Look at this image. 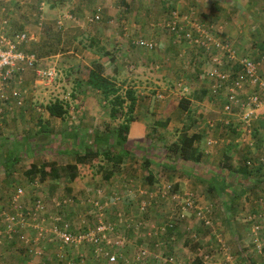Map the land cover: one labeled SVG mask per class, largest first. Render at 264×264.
I'll use <instances>...</instances> for the list:
<instances>
[{
    "label": "rangeland",
    "instance_id": "obj_1",
    "mask_svg": "<svg viewBox=\"0 0 264 264\" xmlns=\"http://www.w3.org/2000/svg\"><path fill=\"white\" fill-rule=\"evenodd\" d=\"M41 1L13 0L12 9L3 11L0 9L3 14L2 17L10 19V25L4 30L6 34L10 35L14 31H25L29 39L21 44V48L26 53L34 54L37 58V63L33 67H24L23 70L15 73L13 78L4 82V91L9 96L7 101L0 103V212L7 207L8 195L10 196V193L17 187H23L25 197L28 199L40 197L46 207L51 206L58 209L59 212H53L49 215L58 214L62 220H67L61 214L66 210L72 215H76L74 220H68L71 223L72 231L92 228L97 225L98 221L112 223L118 228L114 237L121 235L126 242L123 249L130 250L129 252L121 251L123 253L117 264H126L124 260L130 261L134 249L140 244L146 245L150 249L153 248V235L155 234L152 229L156 228L154 222L147 225L146 223L139 224L141 215L132 216L141 213L144 207L147 208L146 195L153 191L159 199L165 200L163 202L165 206L162 205V201L157 202L158 205L155 209L157 213H167L171 208L180 207L177 212L183 214L182 218H178L176 230L171 232L174 239L167 241V235H163V241L168 245L167 248H162L161 253L171 256L173 262L166 264H174V262L177 264L175 258H179L181 263L178 264H195L194 258L196 256L202 262L207 261L208 258L218 262L227 257L228 260L222 259L221 263L242 264L239 261V249L241 247L247 248L250 252L249 249L252 248L251 244H253L252 238L256 235L254 234L255 231L252 230V224H256V222L254 219L247 218V214H249L247 207L254 208V200L253 203L245 200V194L241 193L245 185L240 182L234 183L237 174L233 170L221 168L220 164L223 160L214 165V167L222 169L219 168L218 171L214 169V171L220 177L223 176L224 181L230 182L226 185L222 197L209 200L207 196L203 197L204 192H201L205 184L201 187L194 184L192 188L190 181H182L183 178L189 177L187 174L191 171V165L174 157L170 161L164 158L167 151L165 145L171 144L179 137L177 130L172 131L171 138L166 134L165 126L157 125L155 129L152 130L151 128L148 135L144 137V147L136 148V143L128 145L131 146L132 150L129 151L130 153L120 167L116 168L111 181V178L105 180L102 177L100 165L107 169L112 168V163L102 156L90 164L76 165L79 176L75 183L84 186L83 183L86 182L89 191L82 187L80 192L72 195L69 184L74 183V180L70 182L67 177H62L42 181L36 176L28 178L24 174V171L32 163L40 165L44 161H54L60 167L73 164L75 154L82 152L86 146L92 145V137L95 133H102L108 129L114 130L121 121L109 116L110 107L102 101L101 95L96 90L91 89L85 81L86 70L90 67L91 61L97 59L98 56L94 54V50L98 46H103L101 42H98L100 41L98 39L93 50L88 49L89 39L95 37H90L89 34H93L98 26L103 23L102 20H91L97 4L89 2L90 0H85L84 3L80 1L82 6L87 4L82 7L80 4L72 6L73 0L70 1L71 3L68 2L69 0H47L45 9L41 5V10L39 8ZM111 1L108 0L107 2L111 3ZM115 1L121 8V1L119 3V0ZM52 10H55V13H52ZM41 12H43L42 18L44 19L40 20ZM258 12L263 18L261 9H258ZM13 13L15 15L24 14L25 17H23L26 18V21L27 18L29 19L30 23L27 21V29L22 25L20 26L18 22L11 23ZM64 13L69 15L71 19L75 18L74 23L68 25L59 23V17L63 16ZM149 19L146 22L148 28L151 27L150 23L156 20ZM207 25L209 26V22ZM104 48L108 47L104 46ZM106 60L109 58L103 57V61ZM123 63L129 64L125 59ZM49 68L55 69L52 80L37 76V70ZM116 80L122 87L121 92L123 93L125 88L129 86L128 79L116 78ZM15 93H19L20 105L16 103ZM56 99L61 100L68 107V113L63 119L50 117L44 109L46 104ZM156 102V97L152 99L153 105L142 98L137 104L138 113H146V110L153 112L156 108L154 107ZM148 103L149 105H147ZM39 117L48 123V131L43 133L39 131L40 125L37 122ZM161 130L164 132L162 133ZM255 134L253 133L252 138H256V142H254L259 145H257L259 150L260 146H264V136ZM175 137L176 140H174ZM246 154L248 152L238 153L237 157L246 156L245 159L251 158L254 162V154ZM258 159L259 155L256 156V160ZM145 160L149 162L148 166ZM243 160L244 158L236 161V163L230 161L233 166H237ZM165 161L167 164L164 165ZM253 162L251 163L253 164ZM252 168V172L257 174H251V177L255 179L259 176L264 177L263 168L261 170H254L257 166ZM148 169L153 173L154 183H149L146 177ZM193 171L195 172L196 169ZM132 179L136 181L135 185L128 184L132 182ZM101 180H104L109 187L104 189L100 187ZM117 185H123V189L120 186V190L117 191L118 188H115ZM214 186L220 191L219 188L222 185L218 183L217 179ZM86 191L90 193L84 195ZM79 193L81 197L83 196L82 199L75 197ZM258 193V191H254V197ZM253 194L251 192V195ZM188 195L193 196V207L183 210L181 205ZM27 198L24 199L25 202L28 201ZM61 198L71 199V206H56V201ZM152 198L155 199L156 196L153 195ZM80 202L84 204V207L82 204L78 205ZM63 209L65 210L63 211ZM119 213L122 216L121 220H118ZM145 218L148 223V217ZM52 224V220H49L44 225V229L49 231ZM258 224L260 228L257 235L260 236L264 229V220ZM245 226H250L248 231L243 229ZM145 227L148 230H144ZM181 231L183 235L180 237L181 245L179 246L176 244H178V236H180ZM156 234L161 240L162 234L159 232ZM140 235L146 237L140 239ZM121 237L114 239V241L112 239V241H121ZM194 244L196 250L191 247ZM90 250L91 247L88 248V251ZM118 250L117 247L112 249L113 252L119 253ZM243 253L245 252L243 251ZM72 256L79 257V255L73 254ZM217 256L221 259H216Z\"/></svg>",
    "mask_w": 264,
    "mask_h": 264
},
{
    "label": "crops",
    "instance_id": "obj_2",
    "mask_svg": "<svg viewBox=\"0 0 264 264\" xmlns=\"http://www.w3.org/2000/svg\"><path fill=\"white\" fill-rule=\"evenodd\" d=\"M42 1L40 2V6L42 5L43 9H45L44 6L47 0ZM80 1L84 3L85 0H73L72 6H78L79 4L82 6L83 4ZM107 1H89L97 4L94 14L99 10V20L103 21L102 25L98 26L97 30L93 34H89V36H95L93 38L97 41L100 39L98 42L108 47L106 49L110 52L112 51L111 53L115 57L118 70L116 78H127L129 83L128 87H131L135 91L137 103L134 112L135 119L130 124V138L132 140L144 138L148 135L156 120L166 122L165 129L167 133L166 131L165 133L171 136V138L172 131L177 130L179 134L182 128H188L187 132L189 134H197L198 140L193 146L197 147L202 155L198 162H186L188 165H191V171L187 174L189 177L183 178L182 181H190L192 188L194 184L200 187L205 184L201 192H204L203 197L207 196L209 200H216L218 197H222L226 185L230 182L224 181L225 178L223 176L220 177L214 171V169L216 171L221 169L220 167H214V165L220 163L226 157L229 158V161L232 160L236 163V161H240L246 157H237L238 153L248 152L246 155L254 154V162L249 158L250 162H253L252 166H258L259 162L256 160V156L259 155L260 158L264 152V146H260L258 150V144H255L256 138H252V135L256 133L259 136H264V122H253V128L250 134L244 133L241 130L243 121L240 120V110L235 107L229 118L231 125H224L223 118L225 116L223 115L222 105L225 102L228 92L226 89V92L223 90L221 96L210 95L212 81L207 77V71L212 67L210 56L202 50L194 48L186 39L178 40L177 35L166 27V25L172 21V11H177L181 14L192 13L195 18H202L204 23L207 24L209 22L210 28L216 34L218 33L225 40L229 41L239 51V54L259 60L264 54V16L261 18L258 9L264 11V0H124V2L123 0H119L118 3L121 1V8L115 0H112L111 3ZM12 5L13 0H0V9L2 11L12 9ZM85 5L82 7H85ZM42 6L39 8L41 9ZM52 13H55V10H52ZM42 14L43 12L40 13L41 17ZM2 15L0 11V30H2L1 27L4 24L10 25V19H5ZM23 16L24 14L15 15L13 13L11 23L15 24L18 22L20 26L22 25L27 29V21L29 22V19L27 18L26 21L25 16ZM59 18V23H65L67 25L74 23L75 19L72 18V20L65 13ZM149 18L156 20L150 23L151 27L148 28L146 22L150 20ZM140 39L153 41L155 48L149 50L139 46L137 41ZM124 59L129 64L126 65L123 63ZM102 63L105 68L109 67V60L103 61L102 58ZM262 68L264 69V65ZM221 69L222 71L229 70L233 73L237 70V67L231 69L229 66L223 65ZM251 90V87L246 86L240 91L239 98H245ZM153 97H156L157 101L154 104V107H156L155 110L153 112L146 110V113L143 114L138 113L137 104L139 101L144 98L153 105ZM180 103H184L186 110L180 107ZM262 112L263 109L258 113ZM188 121L190 122L188 123ZM161 132L163 133L164 131L161 130ZM3 135L5 136L4 133ZM176 139L175 137L174 140ZM247 160L248 158L246 162ZM249 168L250 166L248 165L247 169ZM194 169H196L195 172L193 171ZM250 173L253 175L257 174L256 172ZM250 173L244 175V173L236 172V180H234V183L240 182L245 185V188L241 190V193L245 194V200L247 199L249 203H253L254 200V208L247 207L249 212L260 209L258 198L264 195V186H260L264 185V177L259 176V178L255 179L250 176ZM77 178L74 179V183L69 184L71 187L70 192L73 193L72 195L80 192L82 187L89 191L86 182L83 183L84 186H81L77 182L75 183ZM217 179L218 183L222 185L219 188L220 191L214 186ZM113 180L117 181L116 179ZM101 181L100 187L103 189L109 187L104 180ZM131 181L130 185L136 184L134 179ZM120 186L123 189V185H117L115 187L118 188L116 189L117 191L120 190ZM87 191L84 192V195L90 193ZM254 191L259 192L255 194V197L253 194ZM251 192L253 195H251ZM8 197L10 198L9 195ZM8 197L7 200L9 201L10 199ZM75 197L82 199L83 196L81 197L79 193ZM80 204L84 207L82 202L78 205ZM7 208L8 204L5 209L1 210L0 214L7 210ZM46 208L49 213L59 212L57 208L55 210L51 206H47ZM61 214L67 220H74L76 216L67 210ZM148 222L152 223L156 222V220L148 218ZM146 229L148 230L147 227L144 228V230ZM243 229L248 231L247 226ZM182 235L183 232L181 231L180 236H178V244L176 245H181L180 237ZM120 237L121 235L113 237V241ZM145 237V235H140V239ZM256 238L257 236L252 239L255 240ZM248 246L250 247V245ZM45 247V253L42 257L34 256L26 246L19 242L11 241L4 235L3 243L0 245V264H68L67 260H71V264H81V259L86 264L88 262L89 264L97 263V258L93 255L94 246L91 244L69 248L67 251L68 256H72L73 254L75 256L79 255V257L70 259L67 256L66 260H64L65 262H57L56 253L58 250L55 242H47ZM90 247L91 250L88 251ZM251 247L249 249L250 252L248 250L244 251L245 248L241 247L239 253L241 254L243 251L245 253H254L255 263L264 264V251L262 254H257L252 244ZM122 250L125 251L126 249ZM126 251L129 252L130 250ZM80 255L84 257L82 258ZM216 259L221 258L217 256ZM222 259L228 260L227 257ZM221 260L216 262L208 258L207 261L203 262L205 264H224L221 263ZM101 261L105 263L102 258ZM124 261L128 263L129 260ZM175 261H177V264L181 263L179 258H175Z\"/></svg>",
    "mask_w": 264,
    "mask_h": 264
},
{
    "label": "built area",
    "instance_id": "obj_3",
    "mask_svg": "<svg viewBox=\"0 0 264 264\" xmlns=\"http://www.w3.org/2000/svg\"><path fill=\"white\" fill-rule=\"evenodd\" d=\"M171 16L172 21L166 27L177 35V39H186L194 48L202 50L210 56L212 67L207 73L209 78L213 80L212 93L217 94L220 89H228V97L223 105V113L227 117L223 120V124L226 126L231 125L228 115L230 116L232 110L237 107L240 110V120L243 121L241 130L246 134H250V128L248 127H250L251 122L258 118L264 120V74L262 73L264 54L259 60L240 56L228 41L215 34L206 23L199 22L192 13L180 14L177 11H172ZM99 18V10H97L91 20L97 21ZM7 27L8 25L4 24L1 27L2 30H0V103L7 101L9 96L4 91V82L13 78L15 73L23 70L24 67H33L37 63L34 54L26 53L21 48V44L29 39L27 33L25 31H14L12 34L7 35L4 32ZM137 44L148 49H152L155 45L153 42L143 39L138 40ZM227 64H230L228 66L231 69L236 66L237 70L233 73L229 70L222 71L220 67ZM36 72L37 76L49 80H52L55 75L54 68L37 70ZM246 86L251 87L252 90L245 98L241 99L239 98V92ZM15 98H17L16 103L20 105L19 93H15ZM261 109H263V112L258 113ZM260 161L264 164V156ZM24 190L23 187L14 189L10 194L7 210L0 214V244L3 243V236L5 235L9 240L23 244L34 255L40 256L46 249L44 246L45 241L56 238L59 243L58 252L56 253L57 262H65L64 260L67 258L66 248L91 244L94 246L93 255L97 258L95 264L118 263L126 242L123 238L121 241H112L118 230L114 224L98 221L97 225L92 228L72 231L70 222L62 220L58 214L49 215L51 213L47 211L44 201L40 197L28 199L25 197ZM192 197L188 195L182 202L183 204H180L183 210L193 207L194 200ZM26 198L28 199L27 202L24 200ZM258 204L260 206L259 211L248 214L247 218L254 219L256 222L252 225V230L255 231L254 234L257 236L254 241L258 243L260 249V237L257 233L260 228L258 223L264 220V196L259 197ZM56 206L69 207L71 206V199H58ZM178 217H183L182 212L178 213ZM121 219L122 216L119 213L118 220ZM49 220H52L53 224L47 231L44 229V225ZM83 222L85 221L83 220ZM152 231L154 234L158 233L155 228ZM102 243L103 245H101ZM167 245L163 240L154 243L152 249L146 245H140L134 249L131 261H128V263L165 264L167 259L161 252L162 248H167ZM114 247L121 249V251L118 250L119 253L113 252ZM80 256L84 257L83 255ZM101 258L105 263L101 261ZM67 262L68 264L72 263L71 260H67ZM84 263L86 264L81 259V264Z\"/></svg>",
    "mask_w": 264,
    "mask_h": 264
},
{
    "label": "trees",
    "instance_id": "obj_4",
    "mask_svg": "<svg viewBox=\"0 0 264 264\" xmlns=\"http://www.w3.org/2000/svg\"><path fill=\"white\" fill-rule=\"evenodd\" d=\"M180 13V12H179ZM262 15H264V11L261 10ZM181 14V13H180ZM189 14V13H186ZM199 20V19H198ZM199 22H203V20H199ZM204 23V22H203ZM90 43L88 44V49L91 51L93 47L96 45L97 40L95 38H90ZM147 41V40H145ZM149 41V40H148ZM153 42V41H151ZM154 43V42H153ZM155 44V43H154ZM139 45V44H138ZM141 46V45H139ZM144 47V46H141ZM155 47V45H154ZM148 49L147 47H144ZM94 54H97L99 57L97 59H93L91 61L90 67L86 70V84L91 88L96 90L100 95L101 99L104 103H106L110 108L109 116L112 119L121 120L117 125L116 129L107 131H103L102 133H95L93 135L92 145L86 146L82 152H77L75 154L74 163L71 165L60 167L54 161H44L40 165L30 164L29 167L24 171V174L30 178L32 176L38 177L40 180L44 181L46 179H60L62 177H67L71 182L75 178L79 176V172L76 168L78 164H90L93 160L102 156L104 159L108 160L112 163L110 169L105 168L100 165V170L102 172V177L105 180H109L115 173L116 168H119L120 165L124 162L127 155L132 150L130 144L136 143L137 147H144L145 138L139 140H132L129 136L130 124L134 121L135 116L134 112L136 109L137 97L135 91L131 87H126L124 92L122 93V87L117 83L116 75L118 74L117 66L115 63V57L113 54L104 48V46H98L94 50ZM38 57V56H37ZM109 58L110 64L109 67L105 68L102 63V58ZM180 107L186 110V106L184 103H180ZM44 109L48 113L50 117H56L63 119L65 115L68 113V107L61 100H54L49 102L44 106ZM37 122L40 125V132L43 133L48 131V123H46L41 117L38 118ZM157 125H166V122L155 121L152 130L155 129ZM188 128H182L179 133V137L176 141H173L171 144L165 145V159L170 161L173 157L180 159L183 162H198L201 158V152L198 151L197 147L193 146V144L198 140L197 134H188ZM39 132V134H40ZM167 161L164 162V165L167 164ZM249 160H247L248 162ZM146 165L148 166L149 162L145 160ZM173 162V161H171ZM246 159L241 164L237 166H233V164L229 161V158L226 157L220 164L221 168H226L227 170H233L235 172H241L245 174H249L253 171V166L249 169ZM169 165V164H168ZM264 170V164L259 163L257 168L254 170ZM251 174V173H250ZM149 183H154L153 181V173L150 169L147 170L146 175ZM129 185L131 182L128 183ZM153 195L156 198H152ZM146 201L148 202L147 208H143L141 213L134 214L132 216L141 215V221L138 223H147L145 217L152 218V220H156L155 230L162 234L161 240H163V235H167V241H171L172 236L171 232L176 230L177 221H178V212L177 210L180 208H171V210L167 213L156 212V206L158 205V201H162L159 199L157 194L151 191L146 195ZM159 201V202H160ZM165 200L162 201V205ZM165 206V205H163ZM128 208V206H127ZM149 211V212H148ZM148 212V213H147ZM157 216V218H156ZM145 219V221H143ZM68 221V220H66ZM143 221V222H142ZM163 221V222H162ZM69 222V221H68ZM162 222V224H161ZM157 223V224H156ZM161 224V225H159ZM144 225V224H143ZM158 234L153 235V244L160 241ZM47 242H55V246L58 247V240L52 239ZM46 242V243H47ZM252 246L254 250H256L257 254H262L264 251V231L261 234L260 238V249L258 248V243L255 241L252 242ZM192 249L196 250L195 244L191 246ZM69 248H66V254ZM248 250L247 248H245ZM244 249V251H245ZM167 250V249H166ZM169 253V252H168ZM68 256V255H67ZM260 256V255H259ZM40 257V256H39ZM164 257L167 259L165 264L172 262L171 256L168 254H164ZM70 259H74V256H68ZM240 261L242 264H256L254 253H241ZM195 264H205L202 262L199 257L194 258ZM175 264V263H174Z\"/></svg>",
    "mask_w": 264,
    "mask_h": 264
},
{
    "label": "clouds",
    "instance_id": "obj_5",
    "mask_svg": "<svg viewBox=\"0 0 264 264\" xmlns=\"http://www.w3.org/2000/svg\"><path fill=\"white\" fill-rule=\"evenodd\" d=\"M213 31V30H212ZM214 32V31H213ZM215 33V32H214ZM216 34V33H215ZM217 35L218 36H220L221 37V35H219L218 33H217ZM222 39H224L223 37H221ZM225 40V39H224ZM225 41H227V40H225ZM229 42V41H228ZM230 43V42H229ZM231 44V43H230ZM232 45V44H231ZM155 47H153L152 49H154ZM233 48L236 50V52H237V54L238 55H240V56H246V55H241V54H239V51H237V49L233 46ZM152 49H149V50H152ZM246 57H249V56H246ZM249 58H251V57H249ZM253 59V58H252ZM255 60V59H254ZM228 65H230V64H227V66ZM222 67V66H221ZM220 67V68H221ZM234 68V66L232 67V69ZM235 68H236V66H235ZM211 69V68H210ZM209 69V70H210ZM208 70V71H209ZM207 71V72H208ZM263 71H264V69H263ZM263 73V72H262ZM207 77L209 78V76H208V73H207ZM209 80H211L212 81V83H213V80L212 79H210L209 78ZM212 85V84H211ZM226 89L227 88H223V89H220L219 91H218V93L217 94H213L212 93V91H211V87H210V95H212V96H221L222 95V93H223V90L226 92ZM227 92H228V89H227ZM239 95H240V92H239ZM227 97H228V93H227V95H226V98H225V102H226V100H227ZM224 102V103H225ZM224 103H223V105H224ZM223 105H222V111H223ZM223 115L225 116V118L227 117L224 113H223ZM231 116V115H230ZM230 116L228 115V118H230ZM225 118H223V120L225 119ZM242 121V120H241ZM261 121H264V120H262L261 118H258L257 120H254V121H252L251 122V125H250V127H248V128H250V131H252V128H253V122H261ZM230 126V125H229ZM264 156V152L262 153V155L260 156V158L258 159V162L259 163H262L261 161H260V159L262 158ZM249 162V166H251L252 167V163L250 162V160L248 161ZM262 196H264V195H262ZM259 199V198H258ZM259 210L257 209V210H255V211H250L249 212V214H253V213H257ZM247 216H248V214H247ZM255 221V220H254ZM253 225V224H252ZM248 228L250 227V226H247ZM254 237H256V236H254ZM260 238H261V235L259 236ZM254 241V240H253Z\"/></svg>",
    "mask_w": 264,
    "mask_h": 264
}]
</instances>
